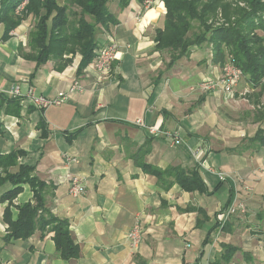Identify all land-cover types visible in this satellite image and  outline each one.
<instances>
[{"label":"crops","instance_id":"crops-1","mask_svg":"<svg viewBox=\"0 0 264 264\" xmlns=\"http://www.w3.org/2000/svg\"><path fill=\"white\" fill-rule=\"evenodd\" d=\"M147 4L143 15L135 0L125 9L117 2L109 6L119 23L100 31L99 48L117 42L122 59L102 79L95 60L78 76L80 57L63 70L58 69L61 63L39 67L27 58L32 54V15L7 38L0 25V156L26 152L20 163L36 165L38 178L51 186L47 206L70 220L81 251L78 259L64 261L50 232L7 242L5 203L0 205V264H137L136 258L145 264H213L227 245L240 250L231 264H264V146L242 149L246 138L264 130V94L246 78L237 96L204 92L201 83L218 78L222 70L213 46H195L170 65L172 52L156 49L165 5L160 0ZM74 84L84 91L70 92L62 106L45 112L10 101L14 86L23 97L34 89L38 96L55 98ZM149 128L177 134L178 143L165 135L151 136ZM199 148L206 150L201 158L227 177L222 182L217 174L201 170L207 194L188 193L177 184L167 190L137 165L143 158L161 169L195 170ZM66 156L77 161L67 166ZM72 175L85 180L80 198L70 196ZM10 188L0 186V198ZM23 189L16 205L33 200L30 187ZM236 199L246 203L247 215L220 227V210ZM137 218L143 241L133 249L128 235ZM242 252L253 263H246Z\"/></svg>","mask_w":264,"mask_h":264},{"label":"trees","instance_id":"trees-1","mask_svg":"<svg viewBox=\"0 0 264 264\" xmlns=\"http://www.w3.org/2000/svg\"><path fill=\"white\" fill-rule=\"evenodd\" d=\"M23 1L1 0L0 25L5 26L4 38L32 15L34 28L29 39L32 54L26 57L36 61L39 67L49 61L61 63L59 70L80 57L77 75L82 76L86 67L98 56L100 45L97 38L100 31H108L119 23L110 11V3L117 2L121 9H125L133 0H27L25 10L18 14L17 8ZM135 1L142 5L143 15L146 4L152 0ZM160 1L165 5L166 19L164 29L157 32L156 49L172 52L170 65L189 56L193 47L209 43L213 45L214 57L221 65L230 57L251 86L264 94V37L250 36L255 29L264 30V23L260 25L261 20L256 22L257 15L264 12V0ZM238 2L247 4L251 11L238 7ZM220 12L231 24L233 22L230 20L238 17L234 26L212 29L210 20L216 19ZM10 101L18 106L20 99ZM41 130L42 137L46 138L47 132L43 126ZM257 145L264 146V130L246 138L242 149ZM26 155L25 151L16 150L0 156V186L8 184L12 187L0 198V205L7 204L4 213V222L8 226L6 241L28 240L37 231L42 234L50 232L54 234L56 249L64 261L78 259L81 251L72 236L71 222L51 212L46 198L51 186L38 178L36 165L20 163V159ZM137 165L143 173L166 185L167 190L177 184L188 193H208L199 168L185 170L180 166H171L161 169L146 163L143 158ZM14 168L17 171H12ZM25 185L33 192V200L16 205L15 201ZM212 232L209 231L208 237ZM238 251L236 247L225 246L224 252L213 264H231ZM242 255L246 263H253L248 252H242ZM136 259L137 264H145L140 258Z\"/></svg>","mask_w":264,"mask_h":264},{"label":"built area","instance_id":"built-area-1","mask_svg":"<svg viewBox=\"0 0 264 264\" xmlns=\"http://www.w3.org/2000/svg\"><path fill=\"white\" fill-rule=\"evenodd\" d=\"M1 2V0H0ZM28 1H23L19 7L17 8V13L21 14L25 7L27 6ZM147 5L145 9L147 10ZM243 5V4H242ZM122 59V51L121 46L117 42H110L106 47L102 48L97 58L94 62V69L97 73L98 78L102 79L103 77H109L113 70V63L115 61H120ZM243 72L242 70L235 64L234 60L229 59L228 63L222 67L221 75L216 79H206L204 80L200 88L204 92H211L213 90H221L228 94L229 96H234V90L240 85L243 80ZM79 91L82 92L84 89L79 84H74L69 92H60L55 98H47L44 96H38L36 94V90L30 89L26 97L22 96L21 89L19 86H14V88L10 91V96L15 99H20L21 102H28L30 105L35 108L45 112L49 108L62 106L70 95V92ZM149 134L151 136H159L165 135L166 137H170L172 139L173 144L178 143V135L172 134L168 132H162L158 128H149ZM206 150L199 148L196 152V156L198 159V166L200 171H208L210 173H215L219 176L222 182L226 181V176L222 172H217L213 168H211L204 159L201 158ZM66 164L67 166L71 163H75L77 161L74 157L66 156ZM69 182V193L73 198H80L86 193V183L84 178L76 175L70 176L68 179ZM250 191V188H247ZM248 208L244 201L241 199H236L232 204L228 207L220 210L219 215V225L220 227H224V225L234 216L239 215H247ZM128 238L130 240L131 247L133 249L138 248V246L143 241V225L140 218H137L135 224L130 231Z\"/></svg>","mask_w":264,"mask_h":264},{"label":"rangeland","instance_id":"rangeland-1","mask_svg":"<svg viewBox=\"0 0 264 264\" xmlns=\"http://www.w3.org/2000/svg\"><path fill=\"white\" fill-rule=\"evenodd\" d=\"M111 4H112V2L110 3V6H111ZM242 4H243V5H242ZM237 6L240 7V8L247 9V11H251V8H250L247 4H245V3H243V2H238ZM257 17H258V19L256 18V22H258L259 20H261L260 25H261L262 23H264V12L259 13V14L257 15ZM237 20H238V17L234 16L230 21L233 22V24H234V23L237 22ZM233 24H231L230 22L226 21V20L224 19V17H222L221 12L219 13V15L217 16L216 19H211V20H210V26L212 27V29H218V28H220V27L228 28V27L234 26ZM260 25H258V26H260ZM250 36H251V37H253V36H254V37H255V36H258V37H264V30H263V29H259V28H258V29H255V30L250 34ZM210 45H212V44H210ZM212 46H213V45H212ZM229 59H230V57L227 58L225 64L228 63ZM225 64H223L222 67L225 66ZM243 78H245V77H243ZM243 80H244V79H243ZM242 82H243V81H242ZM237 89H240V87H239V88H236V89L234 90V96L238 93V90H237ZM217 91H218V90H213V91H211V92H217ZM234 96H233V97H234ZM236 96H237V95H236ZM168 133H171V132H168ZM172 134H173V133H172ZM225 252H226V251H225ZM222 253H223V252H222ZM222 253H221V254H222ZM236 254H237V253H235L234 257L236 256ZM219 257H220V256H219ZM219 257H218V258H219Z\"/></svg>","mask_w":264,"mask_h":264}]
</instances>
